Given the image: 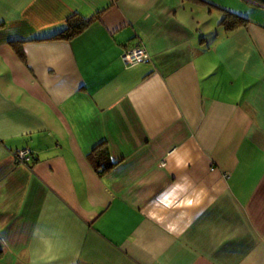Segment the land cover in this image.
<instances>
[{"label":"crops","instance_id":"1","mask_svg":"<svg viewBox=\"0 0 264 264\" xmlns=\"http://www.w3.org/2000/svg\"><path fill=\"white\" fill-rule=\"evenodd\" d=\"M0 264H264V0H0Z\"/></svg>","mask_w":264,"mask_h":264},{"label":"trees","instance_id":"2","mask_svg":"<svg viewBox=\"0 0 264 264\" xmlns=\"http://www.w3.org/2000/svg\"><path fill=\"white\" fill-rule=\"evenodd\" d=\"M244 21L245 20L243 18L236 15L226 14L221 19L220 24L223 26L225 31H231L244 23ZM88 22L89 19L87 18L73 15L66 20L65 28L53 35L51 38L56 40H69L80 33L82 29L88 24ZM12 44L13 43H11V46ZM17 56L21 58V55L18 51ZM88 155L97 175H101L112 166L108 160L107 147L104 146L103 142L95 146Z\"/></svg>","mask_w":264,"mask_h":264},{"label":"built area","instance_id":"3","mask_svg":"<svg viewBox=\"0 0 264 264\" xmlns=\"http://www.w3.org/2000/svg\"><path fill=\"white\" fill-rule=\"evenodd\" d=\"M145 58L146 53L143 51V49L137 46L127 51H124L121 56V60L125 64H133L135 62L144 60ZM13 157L17 164H24L25 162L31 159V153L26 148L18 149L13 153Z\"/></svg>","mask_w":264,"mask_h":264}]
</instances>
